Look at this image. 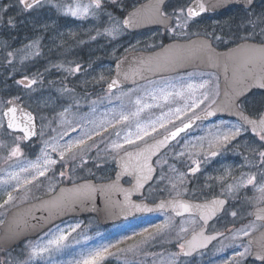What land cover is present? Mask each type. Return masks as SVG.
<instances>
[{
  "label": "snow or ice",
  "instance_id": "1",
  "mask_svg": "<svg viewBox=\"0 0 264 264\" xmlns=\"http://www.w3.org/2000/svg\"><path fill=\"white\" fill-rule=\"evenodd\" d=\"M51 0H17L20 13H28L33 10L43 8ZM231 4L243 5L245 15L238 23L233 25L231 20L225 22H216V28L212 31L204 29L192 33L197 37L196 40L189 39L187 43L173 44L167 47L162 46V52L140 60V71L148 72L167 71L175 69L178 65H203L206 68L215 69L222 73L224 80V96L225 101L220 104L217 99L221 95L220 75L214 71H205L200 73H189V77H200L199 82L186 83L179 90L172 91L165 88L158 89L150 93L153 100H163L165 102L174 101L176 97L185 98L187 93L188 103L183 107H177L174 111H170L164 116H161L155 121H149L146 124L136 122L135 132L129 131L124 137L123 142H113L111 144L113 155L112 159L118 161L119 172L116 173L115 180L108 184L97 185L95 183L86 182L83 184H73L71 188H62L60 193L52 197L49 201L44 202L49 208V215H58L67 211H74L77 205L84 206L89 201H94L97 195L105 197L106 200H111V194L114 191H119L124 194L122 203H113V210H118L119 214L126 215L130 212H152L156 209L149 207L147 204L135 203L130 197L133 192L140 191L145 184L153 179L157 168L154 167L152 160L153 156H157L161 149L166 148L171 140H175L181 133L186 132L192 127V122L201 120L209 116H214L218 111L232 110L238 115L243 124L240 126H230L227 131H218L209 141V149L224 147L232 141L236 140L242 132L250 131L257 138L260 148L264 149V111L258 113V118H251L245 115L242 110V105L238 103L241 97L246 96L254 88L264 89V12L255 13L251 10L253 0H189V3L183 7H176L171 4L170 0H151L147 5L136 6L135 0L130 5L131 10L127 11L123 19H118L111 13L105 12L106 5H116L121 7V11L125 9L119 5L118 0H90L88 4H81L77 0L74 6L72 5H53L54 7L65 9L66 15L86 19L89 16L98 17L100 13L106 14L108 24L102 31L97 30L95 36L90 39L95 40L97 36H108L116 39L129 28H137L150 24L161 25L164 30L173 36H189L188 29L190 25L208 12H215L218 9L227 7ZM8 6H0V24L5 23L4 13L7 12ZM95 9L96 11H92ZM7 25L15 27L14 18L9 17L6 21ZM218 29V30H217ZM139 43V41L137 42ZM26 48H38V40L26 45ZM155 47V45H152ZM223 47V51L218 50ZM39 55L37 51L35 53ZM9 57L13 56L12 52L8 53ZM29 54H25L23 59H27ZM11 63V60L8 61ZM121 63L116 65V75L120 77L123 74L124 79H128V73L123 72ZM57 68H63V65H54ZM82 66L76 64L75 67L64 68V71L69 75L80 73ZM207 76V79L204 77ZM101 75L99 80H104ZM23 89L33 91L34 85L38 84L36 78L25 76L23 79L16 81ZM119 83L118 79L111 80L108 83V90L111 91ZM63 92L71 95L75 90L65 87ZM20 96H14L10 99L0 101L3 107L0 108V134L11 137V143H5L0 140V150L7 152L6 160L20 158L24 155L21 144L31 140L33 137L43 136L44 122L47 121V126L51 128L52 121L60 118L61 124L69 123L71 131L75 132L76 127L71 126L67 121L66 116L73 105L64 107L62 111L53 116L51 120L48 117L41 115L40 130L38 131L37 115L33 111L28 110L21 103ZM207 102V103H206ZM95 103V102H94ZM135 104L138 106L134 112L128 114L121 113L116 118L115 122L107 121V124H100L93 133L83 132L78 138H73L66 141L64 144L54 143L49 145L48 141H44V148L41 149V155L35 161L28 162L27 166H22L19 172L9 173L7 180H0V184L8 185L9 181H15L11 186V191L5 189L6 199L0 203V209H5L12 205L18 196L13 193H20L23 189L28 191L27 185H32L41 180L42 177H47L49 172L55 175V166L60 164L64 168L69 162L79 160V166L87 163L85 153L95 145H90L87 142L93 139V135H101L102 131H106L108 127H115V124L128 122L133 117H139L145 109L152 107H160V104L143 103L141 99H136ZM204 107L201 109V106ZM215 105L216 107H213ZM196 109H201L200 113H196ZM94 110V109H93ZM192 113L187 121L182 120V116ZM173 117L181 120L179 125H174L173 129L167 128V125L174 124ZM91 123V121H89ZM158 129H165V134L162 139H157L153 143H148L145 139L150 137ZM56 131V129H52ZM67 130L60 133L61 139L67 135ZM120 136L119 131L115 133ZM55 139V137H53ZM143 141V146H139L138 142ZM135 146L131 149L125 146ZM51 147L53 153L58 154V159L52 158L47 151ZM195 147V146H193ZM123 151V155L119 153ZM255 162L249 161L245 157L246 162L251 169L247 173H242L239 177L233 176L231 170H225L224 175L208 179H215L219 183V194L213 198L205 199L201 203H193L184 199L173 198L170 201H161L157 206L158 209H164L166 206L175 210L177 216L184 213H190L198 216L203 221L204 225L208 221L216 217L218 214L226 211L225 206L229 200L240 201L241 208L245 209L246 215L253 216L255 219L249 222L244 227L237 229L233 234V239L240 237H251L252 233L257 230L256 221H264V150H259L255 147H250ZM219 151L212 150L209 155L215 157L219 155ZM178 157L185 156L184 152L177 154ZM191 159V165L188 167V172H178L173 166L169 165V170L176 173L175 179L166 177L161 174V181L168 179L171 188L176 191V197H183L189 194L187 188V176L195 175L201 170V161L199 159ZM207 159V157H206ZM155 164L163 171L164 165L168 164L166 158L158 159ZM100 165L97 164V167ZM28 173L27 176L21 177L20 173ZM61 178L71 179L64 171L59 172ZM132 177V187L123 188L119 181L122 177ZM259 176V179H258ZM212 188V185H206ZM49 191H55L53 186H49ZM243 192V195L241 193ZM250 193V194H249ZM192 196H196V191L191 192ZM253 210L248 212L247 208ZM227 214L235 218L238 215L237 210L228 209ZM195 222V221H193ZM2 223V221H0ZM27 223V222H26ZM35 227V225H32ZM80 225L70 226L68 231L58 229V234L52 239H49L45 244H37L30 248L26 261H17L7 256L0 264H28L29 261L42 258L46 254H50L53 250H60L66 247L65 242L68 240L72 232H75ZM172 227L170 221H165L163 224L153 226L154 231L145 228L143 232L136 233L142 236L143 239L130 245L128 248H118L117 252L112 249L117 245H104L94 250L89 251L86 255H82L79 259L74 260L72 264H105V261L112 256L126 255L128 253H136L143 251V247L150 241L156 240L157 237H162ZM188 229L184 226L180 227V232H186ZM205 228H202L199 233L193 236L191 240H183L177 234L178 252L170 253L167 264H178L179 256H190L198 249L205 248L212 240L217 239V236H223L224 233L216 235H204ZM131 239V237H127ZM119 241L118 243H121ZM3 247V245H0ZM237 251L224 261V264H244L249 257L253 258L254 264H264V233L258 239L249 240L247 244L238 246ZM254 249V250H253ZM222 250V249H218Z\"/></svg>",
  "mask_w": 264,
  "mask_h": 264
},
{
  "label": "rangeland",
  "instance_id": "2",
  "mask_svg": "<svg viewBox=\"0 0 264 264\" xmlns=\"http://www.w3.org/2000/svg\"><path fill=\"white\" fill-rule=\"evenodd\" d=\"M13 1L18 5L17 0ZM76 2L77 0H51L43 8H39L36 15H28L26 22L29 21L31 24L30 28L32 29L31 26H34L35 31L30 33V37H27L17 45L5 36L0 37V101L20 96L29 107L36 111L39 127H41L39 120L41 115L51 120L64 107L73 105L66 119L71 126L76 127L75 132L71 131L69 123L61 124L60 118L57 116L56 120L52 121L51 128L47 126V121L44 122V135L39 136L28 147H23L24 155L22 157L6 160L7 152L0 150V180H7L9 173L19 172L20 167L27 166L30 161H35L41 155L44 141H48L49 145L57 142L64 144L70 139L78 138L85 131L93 133L100 124L106 125L107 121L115 122L121 113L134 112L138 107L135 104V100L138 98L143 103L153 105L158 103L160 107L145 109L139 117H133L128 122L115 124V127H108L106 131H102L101 135H93V139L87 143L95 146L84 154L87 163L82 167L79 166V160L69 162L64 168L57 164L55 166V175L49 172L47 177H42L39 182L27 185V192L23 189L20 193L14 192L13 195L18 196V199L5 209H0V221L2 222L11 208L54 192L49 191L50 185L56 189L67 180L77 181L89 177L97 180L110 178L114 172L115 162L112 156L117 155L111 150L113 142L122 143L123 137L129 131L135 132L137 121L141 124L155 121L170 111H174L175 108L183 107L185 103L189 102L187 93L184 99L176 97L174 101L169 102L153 100L150 93L158 92L160 88L172 91L173 87H170V85L174 86L175 90H179L186 83L199 82L200 77L192 76L188 78L189 73H187L188 75L185 74L180 77L175 75L159 77L114 91L106 90L105 84L109 81L114 70L112 64L104 61L105 55L102 51L109 50L111 55L107 56H115L117 58L127 51L145 49L156 45L161 34L157 31L132 33L125 30L116 39L101 35L92 40L90 37L95 36L97 30L102 31L107 26L108 19L105 18V15L100 13L98 17L89 16L86 19H81L66 15L63 7L57 8L53 6H74ZM79 2L83 5L88 4L90 0H79ZM188 3V0H177L176 7L186 6ZM45 7L47 9L43 11ZM263 7L264 4H261L260 12H264ZM92 11L96 10L93 9ZM112 14L116 18L122 19L121 11ZM57 22L61 23V27L58 28L56 26V29L48 36L50 27L56 25ZM205 23L206 19H196L188 29L189 36L197 31H203ZM37 40L38 48L25 47ZM138 41L139 43H137ZM37 51L39 55L35 54ZM9 52L13 53L12 57L8 56ZM26 53L29 56L27 59H23ZM9 60H11V63H8ZM76 64L82 66L80 73L69 75L64 71V68L75 67ZM54 65H63L64 67L57 68ZM41 69L43 70L41 71ZM191 73L200 72L193 71ZM101 75L105 77L102 81L99 80ZM25 76L38 80V84L33 86V91L25 90L16 83V81L23 79ZM42 82L43 85H41ZM65 87L75 91L69 95L62 91ZM255 98L257 101L263 102L264 93L257 94ZM2 107L3 104L0 103V108ZM203 107L204 105L201 106V109ZM201 109H196V113H200ZM191 115L192 113H188V115L182 116V120L186 121ZM173 121L174 124L167 125V128L173 129L174 125L181 123V120L175 119V117H173ZM233 125L239 126L237 121L218 119L210 123H199L189 133H212L214 135L218 131H227ZM53 128L56 131H52ZM65 130H67L68 134L61 139L59 134ZM117 131L120 133L119 137L115 134ZM164 132L165 129H158L157 132L145 139L147 140ZM0 140L8 144L11 143V137L2 134H0ZM142 142H138V144ZM125 147L129 148L131 146L126 145ZM47 151L52 158L58 159V154L53 153L51 147H48ZM169 152L168 155H171L172 149ZM97 164L100 166L97 167ZM60 171H64L67 176H71V179L61 178L59 176ZM169 173L166 175L162 171L161 174L173 178V172L169 170ZM20 175L24 177L28 173L21 172ZM13 184H15V181H9L8 185L0 184V203H3L4 199H6L5 189L11 191ZM164 195L175 196V190L171 188L167 178L163 181L158 178L154 185L147 188L145 197L149 200H155ZM165 221H170L172 227L164 236H158L156 240L150 241L143 247V251L109 257L105 264H167L169 254L178 252L176 251L177 234L179 233L180 237H184L198 225V218L189 216L178 219L171 213L159 212L136 217L109 227H102L94 216L85 218L73 217L56 224L39 237L28 240L18 249L11 251L0 250V261L5 260L6 253L8 257L14 260L26 261L32 246L45 244L58 234V229L68 231L70 226L79 224L80 227L75 232H72L65 242L66 247L60 250H53L42 258L28 262V264H72L74 260L79 259L82 255H86L89 251L104 245H117L116 248L112 249L113 252H117L118 248H128L143 239L142 236L136 235V233L143 232L145 228L154 231V225L163 224ZM181 226L186 227L188 230L180 232ZM256 227H259L258 223H256ZM233 234L216 247L201 253L194 259H182L179 256L177 258L178 264H224L225 260L239 250V245L230 247L231 244L236 243L239 239H233ZM127 237H131V239H127ZM119 241L122 242L118 243ZM218 249L222 250L218 251ZM244 264H254V262L249 257L244 261Z\"/></svg>",
  "mask_w": 264,
  "mask_h": 264
},
{
  "label": "flooded vegetation",
  "instance_id": "3",
  "mask_svg": "<svg viewBox=\"0 0 264 264\" xmlns=\"http://www.w3.org/2000/svg\"><path fill=\"white\" fill-rule=\"evenodd\" d=\"M148 1L149 0H135V3H136V6H139L140 4H143ZM176 1L177 0H170L171 4L174 6H176ZM132 2L133 0H118L119 5H121L125 9L124 11H121V7H118L116 5H106L105 12L112 14V13L121 11V16L123 19L126 16L127 11L131 10L130 5L132 4ZM261 4H264V0H255V2L252 4L251 10L255 13H260ZM8 5H11V6L8 7L7 12L4 13L5 23L0 24V37L2 38L5 36L8 39L12 40L15 45H17L18 43L22 42L27 37H30V33L35 31L34 26H31L32 29L30 28L31 24L29 23V21L26 22V18L28 17V15H31V16H33L34 14L36 15L39 9L33 10L32 12H28V13H20L19 5H17L14 1L12 2V0H0V6H8ZM46 9L47 8L45 7L43 11H45ZM101 15H105V18L108 19L106 14L101 13ZM244 15H245V12L243 10V5L231 4L225 9H222L216 12H210V13L203 14L201 17H197L196 19H201V18L206 19L204 29H207L208 31H212L213 28H216L217 21L225 22V21L231 20L233 25H235L236 23L239 22V20ZM9 17L14 18V22L16 25L15 27H11L7 25L6 21ZM56 26L60 28L61 23L57 22L56 25L50 27L48 36H50L51 32L56 29ZM128 31L132 33H137L141 31H151V32L157 31L158 33L161 34V37L160 39H158L155 47H148L143 50H155L157 48L162 47L169 41L176 40V39L186 40V39H189L195 36V35H191L189 37L178 36V35L173 36L172 34L166 32L162 26L146 28V29L138 30V31H130V30ZM220 49H223V47H221ZM102 53L105 55L104 61L112 64L113 70L115 71L116 61L124 53L118 56L117 58L115 56H107V55H111L109 50L107 51L103 50ZM193 71H198V72L214 71L216 72L217 75H220V73L217 70H206V69H201V68H193L187 71L175 73L174 75L180 77L185 74L188 75L187 73H191ZM162 77H167V76H162ZM204 78L207 79V76H205ZM221 82H222V76L220 75V83ZM259 93H264V92L261 90H253L249 95H247L240 101V104L242 105V109L245 112H248L251 116L255 118H258L259 112L264 111V101L263 102L257 101V99L255 98V96ZM221 119H229V120L237 121L239 126L243 124V121L239 119H232V118H221ZM190 131L191 130H189L186 133H182L173 142V144L167 150H165V152H163L160 156H158L155 160V162L158 159H163V158H166L168 160V164H165L163 168V173H165L166 175L169 173V165H173L178 170V172L187 173L188 167L191 165V159H189V155H191L192 159H199L201 161L200 172L196 173L194 176L189 174L186 178L187 179L186 186L189 189V194L183 196L185 198H190L193 200H200V201H204L205 199L210 200L211 198H213V196H216L219 194L220 189H219L218 181H216L215 179L210 180L208 179L209 177H213V178L219 177L221 176V174L225 173L226 169L231 170L233 176H237V177L240 176L242 173L254 171V169H251L249 167L248 162H246L245 160V157H248L249 161L255 162V158L252 152L250 151V147H255L259 150H264L260 148V145L257 142V138L250 131L242 132V134L239 137H237L236 140L232 141L231 143L227 144L224 147H219V148L214 147L213 149H209L208 147L209 141L213 138L212 133H189ZM159 135H161V133L154 135L151 138H155ZM37 139H33V140L22 143L21 148L25 146L28 147L30 144L34 143V141ZM171 149H172V153L171 155H168ZM212 150H217L219 151L220 154L215 157H211L209 153ZM180 152H184L185 156L178 157L177 154ZM157 169H158L157 175L152 185H154L157 182L160 174L162 173L159 166H157ZM115 172H116V168H115V162H114V172L110 178H113V176L115 175ZM175 176H176V173H173L172 174L173 179H175ZM258 179H259V176H258ZM125 182H130V179L125 180ZM209 184L212 185L213 187L208 188L206 185H209ZM193 190L196 191L195 197L191 195V192ZM241 195H243V192L241 193ZM175 197H176V191H175ZM225 209L226 211L224 213H221L219 216H217L214 220H212L209 223L208 230H207V233L209 234H212L214 232H222L224 233V235L216 239L209 248L205 250H201L192 256H181L182 259H188V258L194 259L198 257L201 253H204L208 251L209 249H212L216 247L217 245H219L224 239L231 236L236 229H239L240 227L247 225L249 222L255 219V217L253 216L246 215L245 209L241 208L239 200L237 201L229 200V203L225 206ZM228 209L237 210L238 212L237 217L233 218L230 215H228L227 214ZM252 210L253 209L251 207L247 208L248 212ZM189 216H194V215H186L183 217H189ZM183 217H180V218H183ZM194 217L198 218L199 220L198 225L192 230H190L184 237H182L183 240H180L179 242H183L191 234V232H193L194 230H197L198 228L204 225L203 221L200 220L198 216H194ZM175 218L179 219V217L177 216H175ZM256 223H258L259 225L256 231H258L264 226V221H256ZM248 238L249 237H240L236 241V243L231 244L230 247L235 246V245L247 244V242L249 241ZM176 251H179L178 247L176 248Z\"/></svg>",
  "mask_w": 264,
  "mask_h": 264
},
{
  "label": "water",
  "instance_id": "4",
  "mask_svg": "<svg viewBox=\"0 0 264 264\" xmlns=\"http://www.w3.org/2000/svg\"><path fill=\"white\" fill-rule=\"evenodd\" d=\"M254 2H255V0H253V3ZM149 3H151V0L143 3V5H147ZM140 5H142V4H140ZM139 6H137V7H139ZM227 7L218 9L216 11H220V10L225 9ZM208 13H210V12H208ZM155 26H161V25L150 24V25L141 26V27H137V28H129V30L137 31V30H142V29L151 28V27H155ZM189 39L196 40L197 37L194 36V37L189 38ZM189 39L172 40V41L167 42L163 47H167V46L173 45V44L183 45V44L187 43ZM218 50L223 51L224 49H218ZM161 52H162V47L155 49V50H134V51H130V52L123 54L116 61V65L118 62H122L121 68H122L123 72L128 73V79H124L123 74L120 77H117V75H116L117 69H116V65H115V71H114L113 75L111 76L110 80L108 81V83H110L111 80H113V79H118L119 83L111 90L120 89V88H123L126 86H133V85H136L139 83L146 82V81L151 80V79L156 78V77L172 75V74L182 72V71H187V70H190L193 68L215 70V69L206 68L203 65L181 64V65H178L175 69H171V70H167V71H157V72H148L146 70L140 71V69H141L140 60L155 56ZM219 73L222 76V82H221V95L217 100L218 104L225 101V99H226L224 94H223L224 93L223 75L221 72H219ZM108 83H107V85H108ZM107 85L105 86L106 90H108ZM253 90H261L264 92V89H259V88H254V89H252V91ZM251 92H249L247 95H249ZM246 96H244V97H246ZM244 97H241L239 99L238 103H240V101ZM21 103L23 104V106L28 108V110L33 111L34 114L37 115V113L31 107L25 105L23 102H21ZM213 107H216V106L213 105ZM244 113H245V115H248L251 118H255V117L251 116L248 112L244 111ZM222 117L234 118V119L241 120V118L238 115H236L235 112L232 110L218 111L216 113V115H214V116H209V117L201 119V120L193 121L192 127L187 129L186 132L189 131L190 129H192L199 122H202V121L212 122V121H215V120L222 118ZM37 124H38V117H37ZM38 131H39V125H38ZM186 132H184V133H186ZM164 134H165V132H164ZM164 134L159 135L155 138H152V139L148 140L147 142L153 143L157 139H162ZM37 137H33L32 139H35ZM175 140H171L166 148L161 149L157 156L152 157V160L154 162V167L157 168V165L155 164L156 158L158 156H160L167 148H169ZM139 146H143V143L140 144ZM129 149H131V148H129ZM119 155H123V152H121ZM115 166H116V172H115V175L112 179L104 180V181H98L94 178H84V179H81V180H78L75 182H71V183H63V184L59 185L54 192H52L48 195L39 197V198L32 200V201H28V202L19 204V205L13 207L12 209H10V211L8 212V214H7L6 218L4 219L2 225L0 226V245H3V247H0V249L11 250V249L17 247L18 245L22 244L23 242H25L28 239H33V238L39 237L41 234L48 231L54 225L66 220V219L72 218V217L96 216L99 223L102 226H108V225H113V224H116V223H119V222H122V221H125L128 219L135 218L137 216L149 215V214L161 212V211L173 213L174 215H176L175 210L171 207L166 206L164 209H158L157 206L159 205V203L161 201L167 202V201L172 200L173 198H177V199L182 198L186 201L193 202V203L203 202L200 200H193L190 198L175 197V196H165V197H161L155 201H151V200H148L147 198H144L147 187L150 184H152L155 180V177H156L157 171H158V169H157L156 173L153 175V179L150 180L149 182H147L145 184L144 188L141 189L140 191L133 192L131 197H130V199L135 203L143 202V203L147 204L149 207L156 209L152 212H130L126 215L119 214L118 210H113L112 204L113 203H117V204L122 203L124 201V194L122 192H119V191H114L111 194V200L110 201L106 200L105 197H103V196L97 195V197L95 198L94 201H89L84 206L77 205L76 209L74 211L63 212V213H60L58 215H49V208L44 202L49 201L52 197L57 196L60 193V189L71 188L73 186V184H83L86 182L95 183L97 185L108 184L112 180H115L116 173L119 172V170H120L117 160H116ZM127 178L130 179L132 183H134V181H132V177L125 176V177H122L121 180L119 181L121 187H123V188H131L132 187V183H130V182L126 183L125 182V179H127ZM186 215H192V214L184 213L181 216H177V215L176 216L177 217H183ZM219 215L220 214H218L217 216H219ZM216 217L209 220L207 225H203L202 227L198 228L197 230H194L193 232H191V234L185 240H191L193 238V236L196 235L197 233H199L202 228L206 229L204 232V235H206V236H211V235H216L217 233H222V232H214L212 234L207 233L209 223L212 220H214ZM32 225H35V227H32ZM262 233H264V226L261 229H259L258 231H256L255 233H253L252 236L248 238V240L258 239ZM219 237H221V236H217V239ZM215 240H212L210 243H208L205 248H201V249H198L196 252H193L192 255H194L195 253H197L201 250H205V249L209 248ZM192 255H190V256H192ZM251 259L253 260L252 257H251Z\"/></svg>",
  "mask_w": 264,
  "mask_h": 264
},
{
  "label": "trees",
  "instance_id": "5",
  "mask_svg": "<svg viewBox=\"0 0 264 264\" xmlns=\"http://www.w3.org/2000/svg\"><path fill=\"white\" fill-rule=\"evenodd\" d=\"M43 69H41V71H42ZM18 72V71H17ZM46 74V73H45ZM15 83V82H14ZM14 83H12V84H14ZM40 83V82H39ZM41 85H43V82L41 83ZM72 180H67L66 182H71ZM21 246H23V244L22 245H20L19 247H21ZM18 247V248H19ZM18 248H16V249H18Z\"/></svg>",
  "mask_w": 264,
  "mask_h": 264
}]
</instances>
